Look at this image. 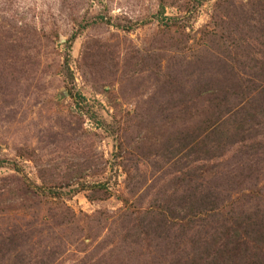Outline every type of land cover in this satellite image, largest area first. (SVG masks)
Segmentation results:
<instances>
[{"label":"rangeland","instance_id":"1","mask_svg":"<svg viewBox=\"0 0 264 264\" xmlns=\"http://www.w3.org/2000/svg\"><path fill=\"white\" fill-rule=\"evenodd\" d=\"M262 232L264 0H0V264H264Z\"/></svg>","mask_w":264,"mask_h":264},{"label":"trees","instance_id":"2","mask_svg":"<svg viewBox=\"0 0 264 264\" xmlns=\"http://www.w3.org/2000/svg\"><path fill=\"white\" fill-rule=\"evenodd\" d=\"M263 234V238L262 240L260 241H255V243H262L264 241V232H262ZM225 253L227 254H230L231 255V259H238V258H241V257H244L245 256V252L242 251V252H238V249H234V248H230L229 251H224ZM251 257L252 258H256V259H262L260 260L261 262H264V253H262L260 251V248H255L254 249V252L251 254ZM217 261L215 258H210L209 261L207 262V264H217Z\"/></svg>","mask_w":264,"mask_h":264}]
</instances>
